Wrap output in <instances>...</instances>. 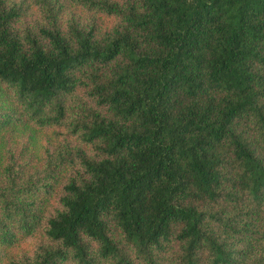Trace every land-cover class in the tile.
<instances>
[{"label": "trees", "instance_id": "obj_1", "mask_svg": "<svg viewBox=\"0 0 264 264\" xmlns=\"http://www.w3.org/2000/svg\"><path fill=\"white\" fill-rule=\"evenodd\" d=\"M0 264H264V0H0Z\"/></svg>", "mask_w": 264, "mask_h": 264}, {"label": "rangeland", "instance_id": "obj_2", "mask_svg": "<svg viewBox=\"0 0 264 264\" xmlns=\"http://www.w3.org/2000/svg\"><path fill=\"white\" fill-rule=\"evenodd\" d=\"M40 136H41V134H40ZM42 137V136H41Z\"/></svg>", "mask_w": 264, "mask_h": 264}]
</instances>
